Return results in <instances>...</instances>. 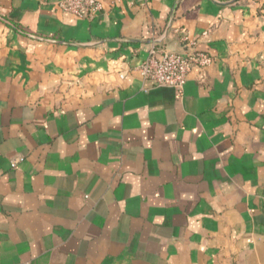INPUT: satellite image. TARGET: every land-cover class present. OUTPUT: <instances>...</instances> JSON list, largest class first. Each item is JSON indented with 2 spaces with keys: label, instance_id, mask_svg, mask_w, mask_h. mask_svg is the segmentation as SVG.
<instances>
[{
  "label": "crops",
  "instance_id": "obj_1",
  "mask_svg": "<svg viewBox=\"0 0 264 264\" xmlns=\"http://www.w3.org/2000/svg\"><path fill=\"white\" fill-rule=\"evenodd\" d=\"M58 1L0 0V264H264V0Z\"/></svg>",
  "mask_w": 264,
  "mask_h": 264
},
{
  "label": "built area",
  "instance_id": "obj_2",
  "mask_svg": "<svg viewBox=\"0 0 264 264\" xmlns=\"http://www.w3.org/2000/svg\"><path fill=\"white\" fill-rule=\"evenodd\" d=\"M58 6L75 16L88 18L103 9V0H59ZM183 41L191 45L185 53L153 47L141 66V73L158 87H172L182 92L192 68L205 67L212 61L208 53L194 49V42L187 35Z\"/></svg>",
  "mask_w": 264,
  "mask_h": 264
}]
</instances>
